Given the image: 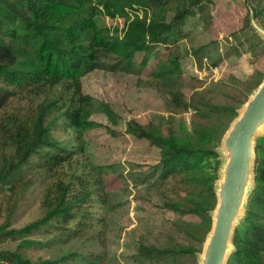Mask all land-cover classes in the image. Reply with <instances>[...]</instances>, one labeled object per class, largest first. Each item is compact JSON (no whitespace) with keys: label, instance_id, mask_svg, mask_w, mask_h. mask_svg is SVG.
Returning a JSON list of instances; mask_svg holds the SVG:
<instances>
[{"label":"trees","instance_id":"trees-1","mask_svg":"<svg viewBox=\"0 0 264 264\" xmlns=\"http://www.w3.org/2000/svg\"><path fill=\"white\" fill-rule=\"evenodd\" d=\"M126 1L131 8L144 10L139 25L149 34L144 46H154L149 53L126 38L105 39L99 24L104 14L99 0H0V196L6 210L0 238L16 239L55 228L67 236L91 238L102 245L111 212L131 201L137 211L140 196L145 198L141 193L152 202L157 191L164 193L165 187L173 186L198 196L165 195L166 207L180 216L174 225L196 245L138 239L136 251L127 257L134 264H182L185 257L196 259L212 228L222 136L264 73L255 69L244 80L231 75L205 86L194 85L186 92L179 66L187 53L181 39L189 31L191 17L209 26L211 0ZM246 1L252 14L248 13L242 28L232 34L237 43L221 53L212 66L232 55H256L264 44L251 22L255 17L264 27V0ZM110 3L107 1L105 7L114 4ZM203 44L193 45L191 50L201 49ZM152 57L157 58L158 69L154 66L150 75L142 78L140 74ZM97 69L134 74L137 85L157 88L181 115L191 113L188 121L182 116L179 124L171 125L167 134L151 120L142 123L132 117L124 122L126 134L159 148L160 156L154 163L144 166L128 161L126 168L121 163L95 164L90 159L87 134L104 127L117 135L123 122L109 102L83 88V75ZM193 77L197 79L198 74ZM99 112L108 123L93 117ZM255 153L254 185L244 216L235 227L234 250L226 264H264V134L256 137ZM102 166L114 171L100 173L97 167ZM108 174L113 175L111 180ZM42 178L46 180L40 195L42 215L22 227L8 229L17 204ZM118 189H125L129 196L111 204L110 197ZM104 259L101 254H90L75 260L105 264ZM0 260L30 264L8 250L0 251Z\"/></svg>","mask_w":264,"mask_h":264},{"label":"rangeland","instance_id":"rangeland-1","mask_svg":"<svg viewBox=\"0 0 264 264\" xmlns=\"http://www.w3.org/2000/svg\"><path fill=\"white\" fill-rule=\"evenodd\" d=\"M107 1L111 2L110 5H112V2L114 4L111 7H105ZM98 4L104 11V14L100 15L99 24L103 28L105 39L112 37L118 39L126 38L128 42H132L135 47L143 49L147 53L154 49V46L151 45L144 46L149 39V34L145 28L139 25L144 18V10L142 8H131L126 0H99ZM209 13L210 24L208 27L202 24V20L191 17L187 24L189 31L181 39L184 46H186L187 53V56L184 57L179 66L182 71L186 92H189L194 85L205 86L211 80L230 77L231 75H234L237 79L244 80L255 69H259L264 73V44L259 48L256 55L251 52L243 53L241 56L232 55L225 58L217 66H212V62L221 53H224L228 47H232L237 43L236 37L234 40V35L232 34L242 28L245 16L248 13L252 14V9L247 4V1L211 0ZM253 21L258 23L256 18L252 17V26H254ZM247 30L251 32L248 28ZM227 37L228 39H226ZM201 43H205L203 44L205 46L195 51L191 50L193 45ZM138 56L142 57V54L139 53ZM144 58H146V55ZM156 60L157 58L153 57L149 60L147 66L140 74L142 78L148 77L154 66L155 69H158L155 65ZM194 72L198 74L197 79L193 77ZM136 81L137 76L134 74L113 73L101 69L93 70L83 75L84 90L100 100L109 102L123 120L118 125L117 129H120V132L117 135H112L104 127L92 130L87 134L89 142L87 152L93 163H121L127 168L130 164L128 161L137 162L144 166L155 162L160 156L158 147L149 144L145 139H138L123 131L124 122L132 117L142 123H147L151 120L153 125L164 134L168 133L171 125H176V122L179 124L182 116L187 121L189 120L191 113L185 112V114L181 115L177 112L165 93L153 86L137 85ZM244 103L238 107L237 113ZM93 117L108 123L103 113H96ZM187 124L188 127H191L189 123ZM262 134H264V128L259 133V135ZM218 158L222 163L224 157L220 154ZM212 161L215 162L216 160L212 159ZM97 170L100 173L114 171L109 166L97 167ZM218 173L221 176L219 169ZM112 177L113 175L108 174L107 179L111 180ZM45 182L46 180L42 178L29 188L17 204L7 226L8 229L22 227L42 215L43 209L40 206V195ZM121 183L120 181L119 185ZM172 192L198 198L192 193L177 190L173 186L165 187L164 193L157 191L152 202L149 197L141 193L145 198L140 196L141 199L137 201L139 207L137 211L134 210V204L131 201L128 204H123L117 211L110 213L112 218H109L108 221L105 244L101 245L91 238L67 236L61 233L60 229L51 228L23 234L16 239L12 237L0 238V251L8 250L18 254L22 261L30 264H41V262L49 259L55 261L70 255L68 260L50 264H83L75 259L80 255L90 254L93 256L94 254L105 256V264H134L128 260L127 256L136 251L138 239L152 242L160 241V243L175 240L184 244L196 245L195 242L189 240L187 235L177 229L173 223L180 216L165 205V197ZM128 196V192L125 189H118L116 193H112L110 203L124 201ZM4 207L5 203L0 196V209H2V212H0V224L6 220ZM56 234L57 237H55ZM4 261L0 260V264H7ZM199 263L198 257L196 259L195 257H185L182 262V264Z\"/></svg>","mask_w":264,"mask_h":264},{"label":"water","instance_id":"water-1","mask_svg":"<svg viewBox=\"0 0 264 264\" xmlns=\"http://www.w3.org/2000/svg\"><path fill=\"white\" fill-rule=\"evenodd\" d=\"M264 38V27L253 21ZM264 128V76L238 110L221 139L218 153L224 157L216 180L217 203L211 211L212 228L197 254L199 264H226L234 250L232 236L244 216L248 195L254 185L256 137Z\"/></svg>","mask_w":264,"mask_h":264}]
</instances>
